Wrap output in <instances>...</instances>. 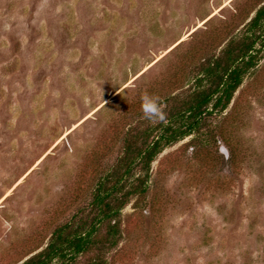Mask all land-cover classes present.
<instances>
[{
  "label": "rangeland",
  "instance_id": "rangeland-1",
  "mask_svg": "<svg viewBox=\"0 0 264 264\" xmlns=\"http://www.w3.org/2000/svg\"><path fill=\"white\" fill-rule=\"evenodd\" d=\"M263 5L0 0V264L88 207L129 125L147 123L142 93L164 108ZM200 134L153 161L105 264H264V55Z\"/></svg>",
  "mask_w": 264,
  "mask_h": 264
},
{
  "label": "trees",
  "instance_id": "trees-1",
  "mask_svg": "<svg viewBox=\"0 0 264 264\" xmlns=\"http://www.w3.org/2000/svg\"><path fill=\"white\" fill-rule=\"evenodd\" d=\"M263 55L264 5L242 34L191 70L193 82L185 91L164 99V122L129 125L121 138V155L98 178L88 207L57 227L46 246L21 264H74L89 253L92 257L86 264H105L104 254L120 236L121 210L131 199L145 198L156 157L185 138L197 139L206 121L227 108Z\"/></svg>",
  "mask_w": 264,
  "mask_h": 264
},
{
  "label": "clouds",
  "instance_id": "clouds-1",
  "mask_svg": "<svg viewBox=\"0 0 264 264\" xmlns=\"http://www.w3.org/2000/svg\"><path fill=\"white\" fill-rule=\"evenodd\" d=\"M140 110L142 118L150 123H160L166 120V113L160 98L148 92L142 93L140 97Z\"/></svg>",
  "mask_w": 264,
  "mask_h": 264
}]
</instances>
